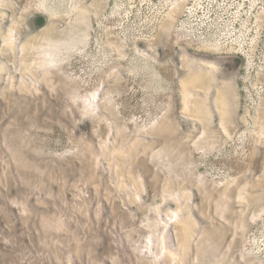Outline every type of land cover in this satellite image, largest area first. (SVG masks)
<instances>
[{"label": "rangeland", "instance_id": "rangeland-1", "mask_svg": "<svg viewBox=\"0 0 264 264\" xmlns=\"http://www.w3.org/2000/svg\"><path fill=\"white\" fill-rule=\"evenodd\" d=\"M0 264H264V0H0Z\"/></svg>", "mask_w": 264, "mask_h": 264}]
</instances>
